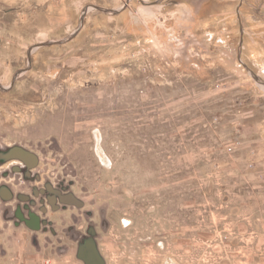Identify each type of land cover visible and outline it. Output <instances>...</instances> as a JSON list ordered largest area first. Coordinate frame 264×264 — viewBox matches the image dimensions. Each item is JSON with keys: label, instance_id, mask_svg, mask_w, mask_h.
Masks as SVG:
<instances>
[{"label": "rangeland", "instance_id": "374dc122", "mask_svg": "<svg viewBox=\"0 0 264 264\" xmlns=\"http://www.w3.org/2000/svg\"><path fill=\"white\" fill-rule=\"evenodd\" d=\"M16 172L0 264H264V0H0Z\"/></svg>", "mask_w": 264, "mask_h": 264}, {"label": "flooded vegetation", "instance_id": "af4514ba", "mask_svg": "<svg viewBox=\"0 0 264 264\" xmlns=\"http://www.w3.org/2000/svg\"><path fill=\"white\" fill-rule=\"evenodd\" d=\"M28 164H32V163H28ZM17 168H21L20 166H17ZM5 171V170H4ZM24 171V170H23ZM28 171H30V169H28ZM17 174L15 175V176H13V178H11V179H13V182H11V181H9L8 179H9V177H1V179H0V186H3V187H7V189L8 190H10V188H13V187H17V186H22V183H24V181L22 182V180H19L20 178H22L21 177V175H20V177H18V174H20L19 172H16ZM5 174V173H4ZM29 174H31V171L29 172V173H27V175H29ZM10 177H12L11 175H10ZM8 180V181H7ZM24 180V179H23ZM6 183H7V185H6ZM4 196H8V197H10L9 196V193H5V195ZM12 197H13V201H12V205L13 206H18V205H20L19 203H18V201L16 202L15 201V198H18V194L16 195V194H12ZM20 197V196H19ZM65 199H66V196H65ZM70 206H74L73 204H69ZM41 206V205H40ZM43 208V207H42ZM21 209V208H20ZM22 211V210H21ZM18 212V211H17ZM17 212H15L16 214H17ZM71 221H70V223L68 224L69 226H68V228H67V231L65 232V235L67 236L68 235V237L71 239V243L73 244V245H75V249H76V253L78 252V248H80V243H82V241L86 238V237H88L89 235H88V233H87V230L89 229V228H91V230H93V232L95 233V231H96V229L97 228H100L101 226H102V222L101 221H99V224L96 226V225H92V224H90L86 219L84 220V217H82L81 219L80 218H76V217H74V216H71ZM31 220L32 221H30V223L32 224V225H34L35 224V222L36 221H38V218H37V216H33V218H31ZM84 220V222H85V224H83V221ZM98 232V231H97ZM87 235V236H86ZM96 237H97V239H99V235L97 236V235H95ZM70 241V240H69ZM82 248H80V249H87V248H85L84 246H81Z\"/></svg>", "mask_w": 264, "mask_h": 264}, {"label": "crops", "instance_id": "0c3cea01", "mask_svg": "<svg viewBox=\"0 0 264 264\" xmlns=\"http://www.w3.org/2000/svg\"><path fill=\"white\" fill-rule=\"evenodd\" d=\"M5 193H8L7 187L0 186V219L4 222L3 226H0V236L7 233H12L10 236L5 237V239H9L10 237H22L25 231H30L27 226L32 227L33 225L30 223L31 218H33V214L29 213L26 217L22 215V211L19 207L13 206L8 196H4ZM17 212V214H9V212ZM243 215H246L247 210H243ZM12 230H11V229ZM12 231V232H10ZM30 235V234H29ZM2 247V245H1ZM3 248V247H2ZM2 252V251H1ZM3 254V253H2Z\"/></svg>", "mask_w": 264, "mask_h": 264}, {"label": "water", "instance_id": "95a60500", "mask_svg": "<svg viewBox=\"0 0 264 264\" xmlns=\"http://www.w3.org/2000/svg\"><path fill=\"white\" fill-rule=\"evenodd\" d=\"M20 153L22 154V156H25L23 160H25V158L29 157V155L25 152L20 151ZM22 158V157H21ZM89 255H84V253H82V249L79 250L78 252V257L82 260L85 261V264H94L95 262L99 264H102L103 262H101L100 258L98 257L96 250L94 252V249H90L89 251Z\"/></svg>", "mask_w": 264, "mask_h": 264}]
</instances>
